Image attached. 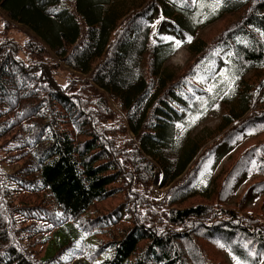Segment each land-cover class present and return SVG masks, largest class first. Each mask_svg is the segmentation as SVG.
I'll return each instance as SVG.
<instances>
[{"label":"trees","instance_id":"obj_1","mask_svg":"<svg viewBox=\"0 0 264 264\" xmlns=\"http://www.w3.org/2000/svg\"><path fill=\"white\" fill-rule=\"evenodd\" d=\"M263 130L264 0H0V264H264V141L206 178Z\"/></svg>","mask_w":264,"mask_h":264},{"label":"rangeland","instance_id":"obj_2","mask_svg":"<svg viewBox=\"0 0 264 264\" xmlns=\"http://www.w3.org/2000/svg\"><path fill=\"white\" fill-rule=\"evenodd\" d=\"M143 0H135V4L138 5ZM204 5V4H203ZM198 9L197 16L200 19L201 23L203 22L206 14V10L212 11L215 8L214 4H210L209 7L205 8L206 5ZM203 8V9H202ZM236 15L229 14L226 15L206 26L200 27L197 30L196 37L209 41L224 25L225 22L233 19ZM17 38H22L19 35H15ZM189 60V52L186 46L180 47L176 53L167 61V65L174 67V68H183L187 61ZM222 111L221 109L210 111L206 116L201 117L197 125L193 131V134H203L211 136L216 135V127L220 122V115ZM264 141V130L253 133L251 135H246L243 139H241L236 145L231 147L229 151L216 159L213 164L207 169L206 171V178L209 180L215 179V182H219L225 172V170L233 163L236 157L245 149L252 145L259 144L260 142ZM259 177L254 178L253 180L258 179ZM247 183H242L241 185L237 186L235 189V196L231 198L229 201L225 203L227 206H233L236 203V200L244 191ZM165 189H161L157 183L153 187L152 196L155 198H159L163 195ZM122 195L117 194L107 200L98 203L95 208L103 213H107L114 209L118 203L121 201ZM193 201L197 202L200 201L201 198H194ZM246 211L254 212L262 217H264V202L262 198L258 200H251L246 205ZM105 239L106 237H102ZM205 248H207L209 258L213 264H240L237 260L231 257L228 253L221 251L220 249L205 244ZM47 246L41 245L37 247V250L40 251V255H44Z\"/></svg>","mask_w":264,"mask_h":264},{"label":"snow or ice","instance_id":"obj_3","mask_svg":"<svg viewBox=\"0 0 264 264\" xmlns=\"http://www.w3.org/2000/svg\"><path fill=\"white\" fill-rule=\"evenodd\" d=\"M222 0H216V7H219L220 4H221ZM168 39H172V38H168ZM191 37H188V41L190 42L191 41ZM181 45V41H175V46L176 47H179ZM221 247H223V245H221Z\"/></svg>","mask_w":264,"mask_h":264}]
</instances>
